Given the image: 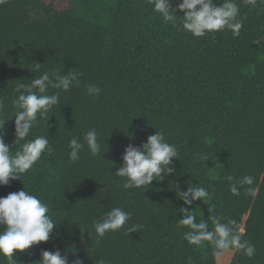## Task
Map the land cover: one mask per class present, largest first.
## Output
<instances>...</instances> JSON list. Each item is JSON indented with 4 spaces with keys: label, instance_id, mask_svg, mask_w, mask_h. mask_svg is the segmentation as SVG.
<instances>
[{
    "label": "trees",
    "instance_id": "16d2710c",
    "mask_svg": "<svg viewBox=\"0 0 264 264\" xmlns=\"http://www.w3.org/2000/svg\"><path fill=\"white\" fill-rule=\"evenodd\" d=\"M178 2L171 0L170 6ZM236 2L243 21L239 36L225 30L199 38L163 22L144 0H8L0 5L5 118L13 114L15 85L40 75L30 70L36 62L41 71L81 73L80 86L61 92L59 104L47 119L39 117L30 134V139L48 136L54 151L22 180L0 186V197L25 186L58 222L47 242L30 247L27 264L42 250L56 249L69 261L74 249L83 264L100 258L107 264H186L189 257L193 264H264V3L252 8ZM89 84L101 88L99 96L85 94ZM14 119L3 126L9 145L15 139ZM92 128L105 150L101 158L85 149L78 162L69 163L68 141L82 142ZM157 128L178 150L175 172L153 180L145 191L121 189L122 178L114 172L122 166L124 148L139 146ZM200 152H207L205 162L197 159ZM226 175L253 176L255 194L246 195L245 186L239 196L232 195L220 179ZM191 183L215 188L217 213L244 229L243 239L256 247L253 258L215 256L207 245L193 248L184 241V229L176 228L179 208H193L198 220L208 215V205L199 199L187 206L176 196V185L184 191ZM116 206L132 213L129 225L144 228L106 234L97 246L93 222Z\"/></svg>",
    "mask_w": 264,
    "mask_h": 264
},
{
    "label": "clouds",
    "instance_id": "9594fccd",
    "mask_svg": "<svg viewBox=\"0 0 264 264\" xmlns=\"http://www.w3.org/2000/svg\"><path fill=\"white\" fill-rule=\"evenodd\" d=\"M8 0H0L4 5ZM245 6L255 8L264 0H243ZM146 7H150L158 13L163 22L179 26L183 31L193 37H203L207 34L228 30L233 37L240 34L243 21L239 19L240 6L236 0H179L175 8H172L171 0H144ZM179 10L183 15H176ZM179 18V24L178 22ZM42 64L36 62L30 70L40 73L30 83H17L15 85L16 96L11 101V107L15 119V139L11 145L4 141V124L10 118H5L6 105L0 98V186H8L11 180L21 179L26 174L34 171V165L44 155H51L54 151L46 135H37L29 138L32 130L40 124L39 117L46 114L59 104L60 93L68 92L73 87L80 86V75L77 71H68L61 74L58 69L41 71ZM52 91L49 94V90ZM101 88L95 84L86 86L85 94L97 97ZM131 137V134H129ZM18 146V147H14ZM68 162L75 164L81 159V152L87 150L91 157H100L102 145L99 133L95 128L84 133L83 141L73 137L67 145ZM173 158L178 159L176 146L165 139V134L157 128L154 134L146 137V141L139 146L128 144L121 155L122 166L114 172L122 178L119 187L125 191L142 188L148 189L153 180L162 181L164 177L175 172ZM197 159L205 162L208 159L207 152L197 153ZM229 184V191L234 196L240 195V189L245 188L246 195H254V177L245 175L236 178L226 175L220 178ZM24 185V184H23ZM176 196L184 205L191 206L194 201L200 200L208 205L207 219L197 215L186 207H180L182 217L177 220L176 228L184 229L183 239L193 248H202L207 245L215 256L225 253H240L251 259L256 254V247L250 241L243 239L244 229L240 228L237 221L218 214L216 205L212 203L215 197V188H208L198 184H188L186 190L181 191L176 185ZM132 213L122 207H112L98 220L93 222L95 244L99 246L106 234L116 233L124 229L126 234L139 231L144 228L142 224H128ZM211 227H210V224ZM57 221L52 218L49 206L42 200L26 190L10 192L0 197V264H18V254L29 249L33 245L47 242L50 234H53ZM87 230V229H85ZM82 231V230H81ZM84 231V230H83ZM82 231V232H83ZM88 231V230H87ZM89 233V231H88ZM90 235V233H89ZM91 237V236H90ZM69 261L67 255H62L59 249L49 251L42 250L40 258L32 264H83V261L75 256ZM96 264H107L103 258ZM186 264H193L191 257Z\"/></svg>",
    "mask_w": 264,
    "mask_h": 264
},
{
    "label": "rangeland",
    "instance_id": "374dc122",
    "mask_svg": "<svg viewBox=\"0 0 264 264\" xmlns=\"http://www.w3.org/2000/svg\"><path fill=\"white\" fill-rule=\"evenodd\" d=\"M31 252H32V248L25 250V252L22 255V259L20 261V264H27V260L30 256Z\"/></svg>",
    "mask_w": 264,
    "mask_h": 264
}]
</instances>
